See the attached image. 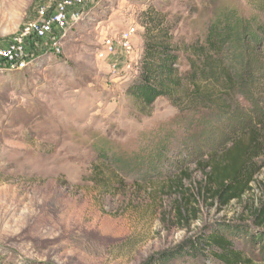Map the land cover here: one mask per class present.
Instances as JSON below:
<instances>
[{"label": "rangeland", "instance_id": "obj_1", "mask_svg": "<svg viewBox=\"0 0 264 264\" xmlns=\"http://www.w3.org/2000/svg\"><path fill=\"white\" fill-rule=\"evenodd\" d=\"M56 1L0 0V42L37 18L39 4ZM88 2L59 50L0 69V264H144L207 226L250 219L262 197L264 171L228 206L198 192V161L237 127L181 113L164 97L143 109L128 93L150 6L168 15L185 50L223 9L253 12L257 0ZM127 30H137L130 51L120 42ZM179 68L189 69L184 54ZM256 90L263 109L264 81Z\"/></svg>", "mask_w": 264, "mask_h": 264}, {"label": "trees", "instance_id": "obj_2", "mask_svg": "<svg viewBox=\"0 0 264 264\" xmlns=\"http://www.w3.org/2000/svg\"><path fill=\"white\" fill-rule=\"evenodd\" d=\"M257 3L256 11L245 14L223 9L185 50L174 42L168 15L150 6L143 12L145 43L139 74L128 87L143 109L164 97L181 113L221 117L229 130L237 127L231 135L222 133L220 144L198 161L204 173L199 194L224 206L243 200L264 171V108L258 106L256 90L264 81V0ZM182 54L189 65L186 73L179 68ZM108 156L100 157L108 160ZM260 184L262 197L250 219L207 226L144 264L177 259L186 264L200 258L214 264H264V178ZM180 216L188 218L182 212Z\"/></svg>", "mask_w": 264, "mask_h": 264}, {"label": "built area", "instance_id": "obj_3", "mask_svg": "<svg viewBox=\"0 0 264 264\" xmlns=\"http://www.w3.org/2000/svg\"><path fill=\"white\" fill-rule=\"evenodd\" d=\"M89 0H58L49 4H39L36 17L24 24L19 33L7 43L0 42V69L25 68L43 48L59 50V37L69 28L86 17V3ZM133 30L123 32L121 44L133 50Z\"/></svg>", "mask_w": 264, "mask_h": 264}, {"label": "crops", "instance_id": "obj_4", "mask_svg": "<svg viewBox=\"0 0 264 264\" xmlns=\"http://www.w3.org/2000/svg\"><path fill=\"white\" fill-rule=\"evenodd\" d=\"M88 3H89V2H88ZM93 3H94V1H93ZM85 7H87V6H85ZM130 26L136 27V29H137V25H135V24H134V25H131V24H130L129 27H130ZM136 31H137V30L134 31V36L136 35Z\"/></svg>", "mask_w": 264, "mask_h": 264}]
</instances>
